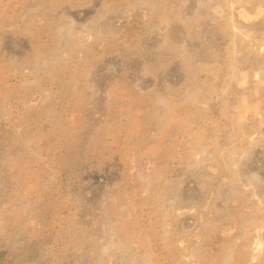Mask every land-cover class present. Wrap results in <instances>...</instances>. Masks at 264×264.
Returning <instances> with one entry per match:
<instances>
[{
	"label": "rangeland",
	"instance_id": "1",
	"mask_svg": "<svg viewBox=\"0 0 264 264\" xmlns=\"http://www.w3.org/2000/svg\"><path fill=\"white\" fill-rule=\"evenodd\" d=\"M0 264H264V0H0Z\"/></svg>",
	"mask_w": 264,
	"mask_h": 264
}]
</instances>
